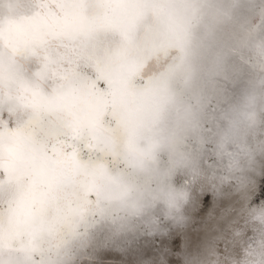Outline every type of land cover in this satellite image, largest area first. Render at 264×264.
<instances>
[{
    "label": "clouds",
    "instance_id": "clouds-1",
    "mask_svg": "<svg viewBox=\"0 0 264 264\" xmlns=\"http://www.w3.org/2000/svg\"><path fill=\"white\" fill-rule=\"evenodd\" d=\"M0 264H264V0H0Z\"/></svg>",
    "mask_w": 264,
    "mask_h": 264
}]
</instances>
